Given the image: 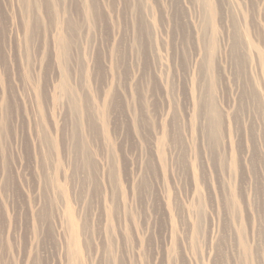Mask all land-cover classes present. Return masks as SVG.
Returning a JSON list of instances; mask_svg holds the SVG:
<instances>
[{"label":"rangeland","instance_id":"rangeland-1","mask_svg":"<svg viewBox=\"0 0 264 264\" xmlns=\"http://www.w3.org/2000/svg\"><path fill=\"white\" fill-rule=\"evenodd\" d=\"M243 242L264 264V0H0V264Z\"/></svg>","mask_w":264,"mask_h":264},{"label":"bare ground","instance_id":"bare-ground-1","mask_svg":"<svg viewBox=\"0 0 264 264\" xmlns=\"http://www.w3.org/2000/svg\"><path fill=\"white\" fill-rule=\"evenodd\" d=\"M133 7H134V6H133ZM134 9H135V8H134ZM99 14H100V13H99ZM98 16H99V15H98ZM100 16H101V14H100ZM236 37H238V36L236 35ZM56 39H58V40H57V43L60 41V39H61V41H63V38H61L60 36H58V38L56 37ZM236 43H237V42H236ZM60 49H61V50H60V52H61L60 55H62V57H63V61H62V62L64 63V66L66 67V63H65L66 56H67V49H66V46H65V45H63V46L61 45V46H60ZM238 49H239V47H238ZM238 49H237V51H239ZM236 54H239V53L236 52ZM60 55H59V56H60ZM238 56H239V55H238ZM238 58H240V56H239ZM210 107H212V112H213V113H209V114H213V117H212V119H211V120H212V123H211V121H210V123H211L212 125L214 124V127H216V126H215V123H216V117H215V116H219L220 114L218 115L219 111L216 110L217 108L215 107V105H214V106L212 105V106H210ZM209 111L211 112V110H209ZM220 116H221V115H220ZM220 116H219V117H220ZM220 118H221V117H220ZM209 119H210V118H209ZM217 120H219V119H217ZM218 122H221V121H218ZM218 122H217V124H218ZM217 124H216V125H217ZM214 127H212V128H214ZM210 131H211V129L209 130V134L212 133V131H211V132H210ZM213 133H215V132H213ZM213 135H214V134H213ZM70 214L72 215L71 211H70ZM63 216H64V215H63ZM72 216H73V215H72ZM62 218H64V217H62ZM241 233H242V232H241ZM242 235H243V234H242ZM242 244H243V247H244V248H243V249H244V256H243V257H244V258H243V259H244V264H252L251 259H249V258H251V256H252V250L250 249V247H249L245 242H243ZM242 251H243V250H242Z\"/></svg>","mask_w":264,"mask_h":264}]
</instances>
